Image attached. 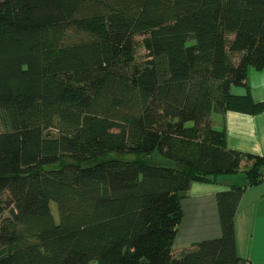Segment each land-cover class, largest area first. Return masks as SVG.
<instances>
[{"label": "trees", "instance_id": "obj_1", "mask_svg": "<svg viewBox=\"0 0 264 264\" xmlns=\"http://www.w3.org/2000/svg\"><path fill=\"white\" fill-rule=\"evenodd\" d=\"M248 67L264 0H0V264H248L244 187L216 194L220 237L171 251L191 183L244 158L211 114L264 112Z\"/></svg>", "mask_w": 264, "mask_h": 264}, {"label": "crops", "instance_id": "obj_2", "mask_svg": "<svg viewBox=\"0 0 264 264\" xmlns=\"http://www.w3.org/2000/svg\"><path fill=\"white\" fill-rule=\"evenodd\" d=\"M247 86L253 101L264 100V69L247 68ZM234 95H244L245 87L232 86ZM211 126L224 130L228 149L244 155L239 170L218 175L213 182L191 183L188 195L179 201L180 219L171 248L173 255L196 243L221 236L216 194L231 186L244 187L233 216L236 254L248 264H264V165L261 181L247 185L246 156L264 158V112L247 114L225 111L211 114Z\"/></svg>", "mask_w": 264, "mask_h": 264}, {"label": "rangeland", "instance_id": "obj_3", "mask_svg": "<svg viewBox=\"0 0 264 264\" xmlns=\"http://www.w3.org/2000/svg\"><path fill=\"white\" fill-rule=\"evenodd\" d=\"M141 158L154 162V161L160 160L161 157L157 152H155L152 155H149V156L144 155ZM246 160L251 162V164L255 162L253 158H246ZM50 208L52 211L53 218L57 222L58 221V214H57L56 205L54 202H50Z\"/></svg>", "mask_w": 264, "mask_h": 264}]
</instances>
